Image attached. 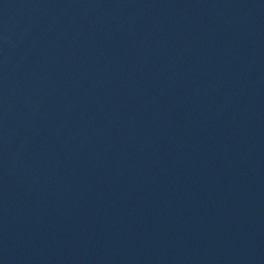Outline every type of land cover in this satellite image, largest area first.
Masks as SVG:
<instances>
[{"label":"water","instance_id":"95a60500","mask_svg":"<svg viewBox=\"0 0 264 264\" xmlns=\"http://www.w3.org/2000/svg\"><path fill=\"white\" fill-rule=\"evenodd\" d=\"M0 264H264V0H0Z\"/></svg>","mask_w":264,"mask_h":264}]
</instances>
